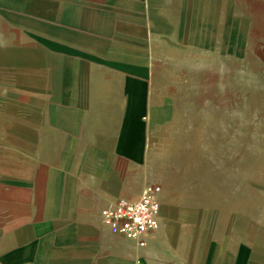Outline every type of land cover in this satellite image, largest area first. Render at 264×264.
I'll return each instance as SVG.
<instances>
[{"label":"rangeland","instance_id":"obj_1","mask_svg":"<svg viewBox=\"0 0 264 264\" xmlns=\"http://www.w3.org/2000/svg\"><path fill=\"white\" fill-rule=\"evenodd\" d=\"M52 1L0 0V236L59 243L45 232L55 217L73 228L65 237L82 245L81 264L112 243L119 264L118 245L131 242L110 238L97 213L122 183L113 136L126 82L97 83L89 68L82 84L50 58L41 34ZM124 1L147 3V180L163 186L143 264H264V0ZM98 118L100 137L88 129Z\"/></svg>","mask_w":264,"mask_h":264},{"label":"crops","instance_id":"obj_2","mask_svg":"<svg viewBox=\"0 0 264 264\" xmlns=\"http://www.w3.org/2000/svg\"><path fill=\"white\" fill-rule=\"evenodd\" d=\"M137 3L130 6L131 4L125 3L124 0H53L45 4L52 9L50 14L42 17L45 30L41 37L48 45L50 58L58 59L60 68L66 70L67 75L73 76L78 79L77 82L83 84L89 73L88 69L99 68L102 77L97 83L111 84L110 75L124 78L126 82V97L121 103L122 115L113 136V154L120 156L125 165L121 176L122 183L119 188L101 194L99 201L104 202L105 205L97 213L102 228L107 231L110 238L131 242L130 249L125 248L123 243L118 245L119 264H129L127 260L131 256L134 264L135 246L132 240L113 234L103 224L102 211L121 199L138 200L146 186L154 184L162 187L160 201L163 206V186L147 180L149 139L152 129L153 55L151 51L148 55L147 51V42L151 40L149 33L151 24L145 17L147 3ZM132 58L133 60L139 58V64L124 61L131 59L132 62ZM83 103L80 106H85V102ZM77 105L79 106V103L70 104V106ZM90 106L97 104L92 103ZM91 123L88 129L98 133V137L100 132L107 129L99 118ZM136 164L142 166L143 176L139 180L131 177V169ZM53 219L56 218L52 217L51 221L47 222L45 232L64 236L61 242L56 244L39 242L35 241L34 237L28 244H19L9 235H1L0 264H81L82 245L76 242L69 243L65 237L73 234V228L68 227L66 222L52 221ZM161 228L162 208L160 228L149 236L148 243ZM106 247L107 253H94L93 264L98 261L102 264H115V244ZM146 248L139 254L142 264ZM72 253L75 255L74 263L68 259Z\"/></svg>","mask_w":264,"mask_h":264},{"label":"built area","instance_id":"obj_3","mask_svg":"<svg viewBox=\"0 0 264 264\" xmlns=\"http://www.w3.org/2000/svg\"><path fill=\"white\" fill-rule=\"evenodd\" d=\"M161 191L160 185H148L138 200L121 199L102 211V222L113 234L133 241L134 264H142L139 254L147 247L149 236L160 228Z\"/></svg>","mask_w":264,"mask_h":264}]
</instances>
